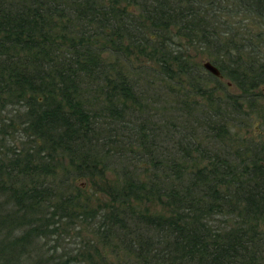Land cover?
Returning a JSON list of instances; mask_svg holds the SVG:
<instances>
[{
  "label": "trees",
  "instance_id": "obj_1",
  "mask_svg": "<svg viewBox=\"0 0 264 264\" xmlns=\"http://www.w3.org/2000/svg\"><path fill=\"white\" fill-rule=\"evenodd\" d=\"M223 13L246 15L264 30V0H0L4 264L27 240L73 231L78 237L81 228L93 239L85 264H264V147L213 152L194 144L191 132L161 164L156 132L130 120L136 113L127 103L139 100L135 85L112 76L109 63L114 55L144 56L162 75L184 74L204 95L209 91L196 82L220 84L219 78L182 64L174 47L185 39L211 58L238 96L252 98L264 88V40L256 43L264 33L238 27L236 45L231 38L223 43L212 31ZM10 107L15 115L1 116ZM206 113L199 124L213 139L228 115L218 104ZM114 116L128 118L115 131ZM109 155L129 162L115 179L106 175ZM81 178L94 192L73 184ZM153 202L166 214L140 209Z\"/></svg>",
  "mask_w": 264,
  "mask_h": 264
},
{
  "label": "rangeland",
  "instance_id": "obj_2",
  "mask_svg": "<svg viewBox=\"0 0 264 264\" xmlns=\"http://www.w3.org/2000/svg\"><path fill=\"white\" fill-rule=\"evenodd\" d=\"M229 3L232 2L229 1ZM232 16V14L223 13L220 21L212 26L213 30H211L214 31V34H217L218 38L223 43L228 42L229 38L233 40V44L237 43V35L243 34L242 32H246L247 30H249L254 36L258 33H264L262 26L255 24V22L253 23V20L250 18L247 19L248 16ZM237 18L243 19V23L236 25ZM218 23L221 25L225 23V27L223 25L220 26ZM238 27L242 29V32L238 30ZM227 31L228 33L224 35V32ZM232 34L234 35L233 38ZM194 37V41L197 42L196 36ZM263 40L264 36L257 39L256 43ZM175 42L176 47H174V49L175 51H178V53L180 52V60L182 64L185 62L187 68L201 66L200 69L202 72H205L202 64L205 62H211V58H207L205 52L201 55L200 52L202 51L188 45L185 39H177ZM194 44H198V42ZM261 51L264 54V48H261ZM109 63L113 66L112 76L117 73L122 74L127 76V78H130L135 85V92L137 93L139 100L135 103H127V107H133L136 113L134 115L135 120H130L135 123V125L139 124L144 128L153 129V131L156 132L157 138L155 140L154 149L156 150L155 155L161 164L167 163V160L172 158L176 152L177 143L180 138H182L184 134H190L191 132L194 135L192 136V142H194V144H198L213 152L221 153L230 151L231 153H234L239 149H241V151H244L245 149L249 151L252 146L264 147L263 87L262 92H255L254 95H252V98H247L238 96V90L228 79L220 78L218 80L220 84L197 80L198 82L196 83L202 86L203 91H209L208 93H203L204 95H200V91L197 92V87H192L190 80L184 74L178 75L176 70V73L172 72L174 74L173 78H170L167 75H162L159 72L158 66L144 56L138 57L133 53L129 55L125 53L123 56L114 55L109 57ZM175 69L177 68L174 65L173 70ZM210 95L215 102V106L211 108V104L208 100ZM235 96H238L239 100L237 103L234 102L232 106L230 105V107L227 108L225 106L226 104H224L226 98ZM216 104H218L222 113L221 115L224 117V115L227 114L228 117H226V121H220L224 126L218 133V136L210 139L207 137L208 133L204 129V125L199 124V122L201 120V115L206 117L208 115L206 112H212L216 108ZM207 105L209 106L208 109L205 108ZM227 106L229 105L227 104ZM14 115L15 112L11 111V107L5 109L1 114L4 118H11ZM117 118L114 116L109 122L110 129L113 131L116 130L117 126L119 128V124L126 123V120H128L126 117L123 119H120L119 117ZM112 120H114L116 124ZM120 137L121 136L119 135L118 139L120 141H123L125 138ZM16 141L14 147H19L20 141ZM109 156L111 167L109 166L106 170V175H109L110 179H115L113 175L115 170L121 168L122 165H129V162L126 158L120 157L119 159H123L124 161L122 164L121 162H112L111 158L118 157ZM147 167L150 168L151 166ZM62 172L61 169L57 171L58 174L56 179H61ZM159 175L160 174H158V176ZM58 180H56V182ZM86 180L87 179L85 178H81L74 181L73 184L80 187L89 195L90 192L92 193L94 190H92L90 183ZM2 200L3 199H0V203ZM145 208L151 214H166L164 206L158 205L154 202L140 205V209L143 210ZM86 226L87 225H84V227ZM261 229L264 230V225L261 226ZM87 230L88 229L81 228L80 231L82 232L77 231L78 237H76L75 231H73L70 232L69 236H61V238L59 237L56 239H35L30 243L27 242V240L25 244H22L17 248V252L13 251L10 257L8 255L10 261L6 264H85L87 259L90 258V248L87 247V242L93 240L92 235ZM19 233L20 232H17L14 236H20ZM0 235H2V233ZM2 242L3 240L0 236V244ZM5 260L6 259L4 258H0V264H4ZM65 261L67 262L63 263Z\"/></svg>",
  "mask_w": 264,
  "mask_h": 264
},
{
  "label": "water",
  "instance_id": "obj_3",
  "mask_svg": "<svg viewBox=\"0 0 264 264\" xmlns=\"http://www.w3.org/2000/svg\"><path fill=\"white\" fill-rule=\"evenodd\" d=\"M203 69L211 74L213 77L216 78H221L220 71L218 70L217 67H215L212 63L210 62H205L202 64Z\"/></svg>",
  "mask_w": 264,
  "mask_h": 264
}]
</instances>
